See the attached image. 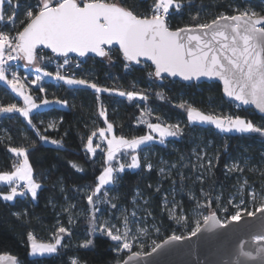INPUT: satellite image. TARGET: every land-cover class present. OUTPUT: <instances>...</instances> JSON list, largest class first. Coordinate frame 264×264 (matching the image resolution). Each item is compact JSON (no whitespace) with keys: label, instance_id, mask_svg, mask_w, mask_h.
Listing matches in <instances>:
<instances>
[{"label":"trees","instance_id":"16d2710c","mask_svg":"<svg viewBox=\"0 0 264 264\" xmlns=\"http://www.w3.org/2000/svg\"><path fill=\"white\" fill-rule=\"evenodd\" d=\"M138 15L151 14L154 0H111ZM181 10H172L168 17L169 27L176 30L181 27H194L197 23L210 22L221 13L232 15L236 11L249 9L264 15V0H179ZM19 3L15 12L13 9ZM39 0H12L0 7V13L6 17L0 22V31L15 35L27 24L29 5L33 8ZM15 17V25L7 17ZM196 19L193 20L192 17ZM51 57L52 59H48ZM71 64H78L76 77L96 83L100 87L135 91L147 96V100L102 93L101 102L106 111V119L113 124V134L131 139L147 134L145 125L140 124L141 113L146 109L151 113L147 118L151 123L162 126L175 125L181 129L178 138L167 139L165 145L153 143L138 151L141 162L136 171H126L120 175L113 186L107 188V203L104 201V190L97 194L101 203L93 214L87 196L92 195L98 183L97 177L103 171L104 154L99 150L89 154L85 149L87 138L97 128L105 127L104 118L99 117V104L93 89L68 87L62 82L46 80V89L41 93L38 88H30V94L36 101H66L65 108L49 107L31 114L32 125L19 114H0V172L11 171L17 163L9 147H23L33 169L35 180L41 184L38 196L33 201L28 195L16 198L12 203L0 200V254H9L16 258L17 264H119L129 254L117 257L112 242L100 235L98 217L108 216L111 199L116 207L129 214L135 211V200L139 195L145 200L146 213L158 231L156 243L141 251L146 254L156 244L172 235L186 237L193 230L191 222L178 226L163 211L160 192L183 187L180 203L186 212L194 208L195 201H203L208 206L207 212L214 210L213 196L217 192L226 199L236 187V180L245 179L244 198L249 199L248 192H264V137L260 134H224L212 126L190 125L187 121L186 108L192 105L205 114L240 116L251 121L255 126L264 129V118L256 115L252 109H243L237 103L224 99L221 87L217 83L183 84L176 80H158L150 77L154 72L151 65L142 63L139 66L124 61L118 50H109L104 59L86 57L83 60L69 57ZM55 61V62H54ZM62 58H55L48 52L39 66L44 71L55 73ZM66 67V66H65ZM26 69L13 67L21 77ZM160 93L161 96H157ZM16 103L22 106L9 88L0 83V106ZM185 108L181 109L180 104ZM55 125L48 129V125ZM34 126V127H33ZM40 135L47 136L49 141L55 139L58 144L42 142ZM95 137H93L94 139ZM205 150L210 155V165L205 166L206 173L198 181L199 167L196 166L195 154ZM239 162L235 173L232 164ZM164 163L173 165L174 171L160 175ZM75 165V167H74ZM151 165L150 169L147 166ZM79 169V170H78ZM180 173V175L178 174ZM179 175V176H178ZM163 179V180H162ZM159 186L158 192L156 188ZM0 186V192L7 191ZM189 191V192H188ZM203 195H202V194ZM189 194L195 196L188 199ZM96 197H94V200ZM245 215L262 207L256 201ZM115 213V209L112 210ZM113 215V214H112ZM217 215V214H216ZM232 211L226 214L225 222ZM95 220L96 231H90L91 221ZM203 223V222H202ZM200 224V226L202 225ZM59 227L66 229L67 235L59 234ZM31 233L39 242L54 243L59 234L62 245L57 253L46 257H31L27 246V235ZM91 239L92 245L87 249L82 245Z\"/></svg>","mask_w":264,"mask_h":264},{"label":"snow or ice","instance_id":"6c2138e0","mask_svg":"<svg viewBox=\"0 0 264 264\" xmlns=\"http://www.w3.org/2000/svg\"><path fill=\"white\" fill-rule=\"evenodd\" d=\"M8 3L11 5L12 0H8ZM19 7L20 4L17 3L13 11ZM173 9L177 12L181 10L179 0H154L151 14L145 15L135 14L110 0H39L35 8L29 5L26 13L28 22L22 31L14 36L0 31V82L23 101L22 107L16 103L0 106V114L19 113L32 125L31 114L41 106L66 105L67 102L62 100L42 99L40 103L36 102L27 85L30 83L44 93L46 89L42 81L45 78L62 82L70 88L84 87L95 91L99 117L104 118L106 127L93 131L85 144L89 154L94 155L97 149L104 152L103 171L97 177L98 183L92 195L87 196L94 215L96 206L102 202L97 194L103 189V202L107 203V188L113 186L126 171L140 168L138 151L142 147L147 148L153 143L163 146L167 138H178L181 129L175 125L162 126L161 123L149 122L147 117L151 113L146 109L141 113L139 123L146 126L147 134L131 139L113 135V124L105 118L106 111L100 94L126 96L128 101L147 100V96L135 91L100 87L84 78L64 74L61 69L71 65L69 54L81 58L89 53L96 57H108L111 47L118 45L124 61L128 62L124 65L125 69L130 63L142 64L150 61L154 65V72H149L148 75L158 80L168 77H179L187 82L200 81L201 78L208 81L218 80L222 83L225 97L241 106L251 105L260 114H264V15L249 9L237 10L236 14L221 13L210 22L197 23L194 27L171 30L168 17ZM5 18L0 13V22ZM7 19L15 25L14 16ZM192 19L195 20L196 17L193 16ZM38 49H49L55 57L62 58L55 73L42 71L39 64L45 60V56L38 53ZM20 61L24 62L25 68L34 66L35 76L30 81L12 70L14 63ZM157 96L161 94L157 93ZM179 107L183 109L185 105L182 103ZM186 115L190 125L212 126L225 134L258 133L264 137V129L240 116L205 114L192 105L187 106ZM54 126L48 125L49 128ZM97 133L99 142L94 147L93 137ZM39 139L52 145L59 143L55 139L49 141L44 135H40ZM103 144L107 147H102ZM8 152L18 158V161L11 171L0 172V185L8 188V191L0 192V200L13 202L17 197L30 195L35 201L41 184L33 176L26 149L9 147ZM148 167L151 168V165ZM257 211L264 213V207ZM254 214L248 213L249 216ZM240 217L241 213L237 212L231 219L238 221ZM209 221L217 223L215 213L203 217L205 225ZM90 223V231L95 233V220ZM200 230L198 223L191 235L195 236ZM58 233L68 234L64 227H59ZM59 234L54 238V243H43L29 233L26 238L29 255L46 257L57 253L58 247L62 245ZM100 235L114 242L118 251L126 250L130 253L128 259L119 264H130V261L139 256V253L132 252L127 229L122 235L119 229L113 231L107 225H101ZM170 239L176 241L181 237L173 235ZM258 242L264 243V238H258ZM92 244L93 241L89 239L82 247L87 249ZM159 247L156 244L153 251ZM3 260L17 264L15 257H0V261ZM71 264H77L76 260L73 259Z\"/></svg>","mask_w":264,"mask_h":264},{"label":"water","instance_id":"95a60500","mask_svg":"<svg viewBox=\"0 0 264 264\" xmlns=\"http://www.w3.org/2000/svg\"><path fill=\"white\" fill-rule=\"evenodd\" d=\"M112 48L120 53L118 45H113ZM42 50L55 57V54H52L49 49ZM120 55L122 56V53ZM69 57L79 60L86 57L105 58L96 57L92 53L82 58L76 57L75 54H69ZM144 63L151 65L150 61H144ZM130 64L133 66L140 65ZM151 66L154 69V65ZM166 79L176 80L183 84L217 83L221 87L224 99L231 101L224 96L222 83L218 80L208 81L201 78L200 81L187 82L182 81L179 77ZM239 106L243 109L250 108L256 115L264 118V114H260L251 105ZM254 213L252 216L243 215L238 221L228 219L225 223H221L215 214L217 223L214 221H209L207 225L202 223L201 230L195 236L189 235L176 241H172L169 237L160 242V247L155 251L139 254L135 260L130 261V264H264V243L258 242V238H264V213L257 210ZM128 256L125 259H128ZM0 257L14 256L0 254ZM0 264H10V261L3 260L0 261Z\"/></svg>","mask_w":264,"mask_h":264},{"label":"rangeland","instance_id":"374dc122","mask_svg":"<svg viewBox=\"0 0 264 264\" xmlns=\"http://www.w3.org/2000/svg\"><path fill=\"white\" fill-rule=\"evenodd\" d=\"M8 1V0H7ZM7 1H3L0 3V7L3 6L4 3ZM35 69V68H33ZM35 76V72L26 71L25 76L22 78H26L28 81L33 79ZM46 80H51L50 78H45L42 83ZM53 81V80H51ZM28 88H36L35 86L28 83ZM48 129H53L49 128ZM148 130V129H147ZM218 131V130H217ZM155 135V134H154ZM158 139V138H157ZM170 139V138H167ZM166 139V140H167ZM99 142V137L95 136L93 139V146ZM102 147L106 148L107 145L103 144ZM100 151V149H97ZM102 152V151H100ZM104 154V152H102ZM199 156V159L197 158ZM195 162L197 163L196 166L199 167V177L196 178L198 181H202L204 175L206 173L205 166L210 165V155L206 153L205 150H201L199 154H195ZM239 162L232 164V169L235 173H241V170L238 169ZM165 168H161L159 170L160 175H164L165 173L170 174L174 171V166L164 163ZM147 169H150L147 166ZM137 170V169H136ZM133 170V171H136ZM180 175V173H178ZM178 175V176H179ZM163 180V179H162ZM246 187L245 179H238L236 180V187L232 194H230L226 199L223 198L222 194L217 192L216 195L213 196V200L215 201V207L212 211H205V207L208 206L203 201H195L196 204L194 208L189 210L188 212L185 211L184 206L180 203V198L183 196L182 193V186L177 189H168L167 192H160L159 196L162 198V208L163 211L168 215V218L171 221H174L178 226H186L188 223L191 222L193 229L199 223L203 222V217L212 213L217 214V217L221 223H225L226 214L232 211V215H235L237 212L241 213V216L245 215L247 211L253 207L252 205L256 201L262 202V207H264V192L258 193L254 192L251 189L248 192L249 199L246 202L244 198V191ZM103 190V189H102ZM159 186L156 188V192H158ZM8 191V190H7ZM6 192V191H4ZM189 192V191H188ZM202 194V193H201ZM203 195V194H202ZM18 198V197H17ZM16 199V198H15ZM188 199L194 200L195 196L189 194ZM12 203V202H9ZM135 211L130 212L129 214L125 213V211L120 208L116 207L114 201L111 199L109 205V214L108 216H100L98 217V227L100 229L101 225H107L113 231L119 229L120 233L123 235L125 229L128 231V237L132 244V252L142 254L141 251L153 246L156 243V236L158 235V231L155 228V225L152 222V217L146 213L145 209V200L137 196L135 200ZM99 205L96 206V210L98 211ZM100 208V207H99ZM115 209V213H112V210ZM113 214V215H112ZM231 217L229 219H231ZM173 236V235H172ZM113 250L117 257H121L123 254H130L129 252L125 251H118L117 246L114 242H112ZM52 255V254H51Z\"/></svg>","mask_w":264,"mask_h":264},{"label":"built area","instance_id":"2783aa9c","mask_svg":"<svg viewBox=\"0 0 264 264\" xmlns=\"http://www.w3.org/2000/svg\"><path fill=\"white\" fill-rule=\"evenodd\" d=\"M110 1H111V0H110ZM38 53H40L41 55H44V56H45V53H47V52L44 51V50H42V49H39V50H38ZM13 67L26 69V68L24 67V63H23V61H20V62H16V63H14ZM76 68H78V64L73 63V64H71L70 66H66L64 69H61V71L64 72V74H66V75H70V76H71V75H75V76H76ZM42 71H44V70H42ZM152 250H153V248L150 249V251H152ZM150 251H149V252H150ZM149 252H148V253H149Z\"/></svg>","mask_w":264,"mask_h":264},{"label":"crops","instance_id":"0c3cea01","mask_svg":"<svg viewBox=\"0 0 264 264\" xmlns=\"http://www.w3.org/2000/svg\"><path fill=\"white\" fill-rule=\"evenodd\" d=\"M3 1H7V0H3ZM27 71V70H26ZM29 71V70H28ZM30 72H35V69H30ZM1 84H3L2 82H0ZM4 85V84H3ZM6 86V85H5ZM69 87V86H68ZM10 90V89H9ZM11 91V90H10ZM13 95L15 96V94L13 93ZM17 99H19L22 103V106H23V101L22 99H20L19 97L15 96ZM42 100V99H41ZM40 100V101H41ZM40 101H36L37 103H40ZM21 106V107H22ZM49 107H59V108H65L66 105H55V104H50L48 106H41L38 110H35L34 112H37V111H41V110H44V109H47ZM33 112V113H34ZM16 114H19V113H16ZM199 125V124H198ZM106 127V126H105ZM214 128V127H213ZM225 134V133H224ZM227 134H232V133H227ZM114 135V134H113ZM97 136H98V133H97ZM95 137V136H94ZM171 139V138H170ZM0 186H5V185H0ZM7 187V186H6ZM39 190V189H38ZM30 197V195H28ZM31 198V197H30ZM33 257V256H31ZM35 257H40V256H35Z\"/></svg>","mask_w":264,"mask_h":264}]
</instances>
